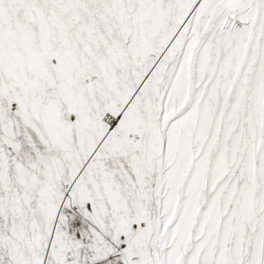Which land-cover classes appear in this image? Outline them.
<instances>
[{
    "label": "snow or ice",
    "instance_id": "obj_1",
    "mask_svg": "<svg viewBox=\"0 0 264 264\" xmlns=\"http://www.w3.org/2000/svg\"><path fill=\"white\" fill-rule=\"evenodd\" d=\"M0 264H264V0H0Z\"/></svg>",
    "mask_w": 264,
    "mask_h": 264
}]
</instances>
